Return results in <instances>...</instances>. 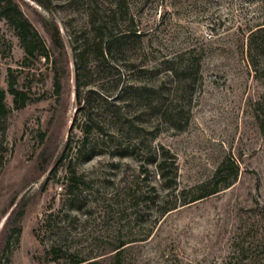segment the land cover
Wrapping results in <instances>:
<instances>
[{"label": "rangeland", "instance_id": "rangeland-1", "mask_svg": "<svg viewBox=\"0 0 264 264\" xmlns=\"http://www.w3.org/2000/svg\"><path fill=\"white\" fill-rule=\"evenodd\" d=\"M16 2L51 50L46 25L55 21L67 53L58 57L57 93L51 65L42 59L25 67L19 38L0 21V86L10 110L6 131L0 129V264L112 262L123 242L122 264H264V0ZM119 4V23L133 19L142 34L101 72L90 59L92 74L83 82L96 91L93 117L104 130L87 137L72 36L92 15L112 19ZM165 61L157 75L145 72ZM9 68L31 97L23 110L8 92ZM151 77L160 86L157 108H145L135 123L142 130L129 132L124 118L138 106L125 108L116 97L133 80ZM136 135L143 140L136 153L118 156ZM163 149L178 171L169 195L152 163ZM223 163L232 169L217 175ZM71 170L84 178L73 196L66 191ZM226 180L232 186L215 195L177 201ZM163 202L177 208L162 214ZM12 226L21 232L7 246ZM53 246L65 256L53 259Z\"/></svg>", "mask_w": 264, "mask_h": 264}, {"label": "trees", "instance_id": "trees-1", "mask_svg": "<svg viewBox=\"0 0 264 264\" xmlns=\"http://www.w3.org/2000/svg\"><path fill=\"white\" fill-rule=\"evenodd\" d=\"M251 2L258 0H249ZM41 6L47 9V6L44 2H39ZM117 11H113V18L107 20L98 19L95 16H91L90 20L86 26V28H81L80 32L74 34L72 36V49L75 53V71H76V100H77V111H81L83 114V124L82 127L83 133L89 137L94 131L103 132L104 126L98 122V119H94L93 110L94 103L92 95L96 93L95 89H88V83H84L83 79L91 76L92 68H90V59H93L95 62V71L101 72V69L108 65L113 58V55L122 50L123 47L128 43V41H134L135 39L140 38L142 34L140 30L136 27V24L133 19H125L123 22L119 23L116 15L118 12H121L122 5L119 4L117 6ZM5 20L15 31L16 36L19 38L20 45L24 50V66L27 67L29 63L32 62H40L42 59L46 61V63L51 65L52 71L54 74V86L55 91L57 93L60 92L62 86V76H61V62L58 59L63 58L67 51L65 48V44L63 38L61 36L58 25L55 21H52L49 25H46V29L50 34L51 41L53 44V50H51L45 41L43 40L41 34L33 25L31 20L25 15L20 5L16 2V0H0V21ZM122 27V28H121ZM264 29V28H261ZM259 29V30H261ZM255 31L251 32L250 36V47L253 45V36ZM57 53V55H56ZM171 61H165L154 64L151 68H146L145 72L147 74H155L157 75L160 71V66L163 63H169ZM66 68V66H65ZM189 69H184L182 72H187ZM8 87L9 94L13 97V103L16 110H23L26 108L28 103L31 101V97L29 93L25 90H21L17 87L18 78L15 76L12 68L8 70ZM94 71V70H93ZM173 74V70H171ZM1 76V69H0ZM153 77V76H152ZM149 78L148 81L142 84H136L135 80H133L130 85L125 88L123 91V96H117V100L125 101V108L131 107L134 105L137 107L138 111H133L131 114L126 117L125 127H128L129 132L133 130L135 133L140 132L142 128H138L135 126V123L140 115L143 114L144 109H152L155 110L157 105L155 104L157 101L158 93L160 86L157 82H154L153 78ZM156 77V76H155ZM83 83V84H82ZM83 87V88H82ZM128 95L131 96L128 99ZM104 97V104L109 106L110 96L102 94ZM119 108H116V111L113 112L110 117L113 119H117L119 116ZM10 114V110L6 104V91L0 86V129L6 131L7 118ZM261 129L264 130V120L261 121ZM141 129V130H140ZM143 144V140L140 135H136L134 137L133 142H130L129 146H126L124 150L119 152L117 150V155L121 157L125 156H133L137 149ZM71 146V141L68 140L66 144V149ZM82 147H85L83 145ZM81 146L77 151H81ZM65 157V152L62 154L60 159ZM172 157L167 154V152L162 150V152L158 151L157 158L152 160L156 168L157 177L162 181V186L164 190L169 191L167 195L172 192L177 186V178L178 171L175 167V164H171ZM232 167L228 166V164H221L217 168V175H223L226 171L231 170ZM234 176L236 175L233 174ZM67 194L69 196L75 195V189L80 184L84 183L83 176H80L76 173V171L71 170L70 174L67 178ZM233 182L230 180H226L224 184H220L219 182H215L210 186H200L196 193L191 196L189 199H186L185 196L183 198H179L177 201L182 205H188L190 203H194L196 201L205 199L212 195H215L222 191V189H227L231 187ZM163 212L162 214L168 213L177 208V206H168L167 202H163ZM18 206V205H17ZM16 206V207H17ZM17 213L16 208L12 210L11 216ZM21 232V228H14L12 226L9 230V234L6 238V245L9 246L13 237ZM126 243H120L115 249L112 258L114 259L112 262H101L100 260H92V259H70V264H122L119 256L124 249ZM49 255L53 257V259H59L65 256L61 247L53 246L51 250L48 252ZM71 257V256H70Z\"/></svg>", "mask_w": 264, "mask_h": 264}]
</instances>
